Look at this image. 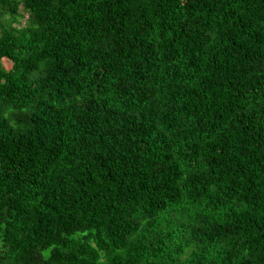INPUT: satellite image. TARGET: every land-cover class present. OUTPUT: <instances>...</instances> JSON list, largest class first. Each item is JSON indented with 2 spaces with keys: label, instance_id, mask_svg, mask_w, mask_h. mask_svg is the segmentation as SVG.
Instances as JSON below:
<instances>
[{
  "label": "trees",
  "instance_id": "16d2710c",
  "mask_svg": "<svg viewBox=\"0 0 264 264\" xmlns=\"http://www.w3.org/2000/svg\"><path fill=\"white\" fill-rule=\"evenodd\" d=\"M0 264H264V0H0Z\"/></svg>",
  "mask_w": 264,
  "mask_h": 264
},
{
  "label": "rangeland",
  "instance_id": "374dc122",
  "mask_svg": "<svg viewBox=\"0 0 264 264\" xmlns=\"http://www.w3.org/2000/svg\"><path fill=\"white\" fill-rule=\"evenodd\" d=\"M26 19H27V16H25V17H23V18L21 19V21H22V24H24V23H25Z\"/></svg>",
  "mask_w": 264,
  "mask_h": 264
}]
</instances>
